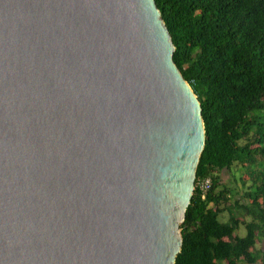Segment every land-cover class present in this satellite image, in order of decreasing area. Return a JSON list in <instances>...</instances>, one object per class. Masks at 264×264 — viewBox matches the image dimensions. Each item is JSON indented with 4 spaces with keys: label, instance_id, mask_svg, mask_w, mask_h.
<instances>
[{
    "label": "water",
    "instance_id": "1",
    "mask_svg": "<svg viewBox=\"0 0 264 264\" xmlns=\"http://www.w3.org/2000/svg\"><path fill=\"white\" fill-rule=\"evenodd\" d=\"M154 0H0V264H174L205 145Z\"/></svg>",
    "mask_w": 264,
    "mask_h": 264
},
{
    "label": "trees",
    "instance_id": "2",
    "mask_svg": "<svg viewBox=\"0 0 264 264\" xmlns=\"http://www.w3.org/2000/svg\"><path fill=\"white\" fill-rule=\"evenodd\" d=\"M154 1L205 131L174 264H264V0Z\"/></svg>",
    "mask_w": 264,
    "mask_h": 264
},
{
    "label": "built area",
    "instance_id": "3",
    "mask_svg": "<svg viewBox=\"0 0 264 264\" xmlns=\"http://www.w3.org/2000/svg\"><path fill=\"white\" fill-rule=\"evenodd\" d=\"M194 186H196V185L194 184ZM197 186H198V188L202 194V198H203L211 186V181L209 179H206L205 181H203L201 183H197Z\"/></svg>",
    "mask_w": 264,
    "mask_h": 264
},
{
    "label": "rangeland",
    "instance_id": "4",
    "mask_svg": "<svg viewBox=\"0 0 264 264\" xmlns=\"http://www.w3.org/2000/svg\"><path fill=\"white\" fill-rule=\"evenodd\" d=\"M226 181L231 182L230 179H229V176H228L227 174H225V176H224V182H226ZM231 184H232V182H231ZM238 234H239L240 236H243V235H244V231H243L242 228H240V229L238 230Z\"/></svg>",
    "mask_w": 264,
    "mask_h": 264
},
{
    "label": "clouds",
    "instance_id": "5",
    "mask_svg": "<svg viewBox=\"0 0 264 264\" xmlns=\"http://www.w3.org/2000/svg\"><path fill=\"white\" fill-rule=\"evenodd\" d=\"M195 182V181H194ZM195 184V183H194ZM194 189H195V186H194Z\"/></svg>",
    "mask_w": 264,
    "mask_h": 264
},
{
    "label": "bare ground",
    "instance_id": "6",
    "mask_svg": "<svg viewBox=\"0 0 264 264\" xmlns=\"http://www.w3.org/2000/svg\"><path fill=\"white\" fill-rule=\"evenodd\" d=\"M196 180V179H195Z\"/></svg>",
    "mask_w": 264,
    "mask_h": 264
}]
</instances>
